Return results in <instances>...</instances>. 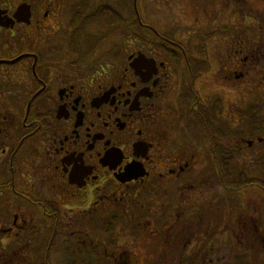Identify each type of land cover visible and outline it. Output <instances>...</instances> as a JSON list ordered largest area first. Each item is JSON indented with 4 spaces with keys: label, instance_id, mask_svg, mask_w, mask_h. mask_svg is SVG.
<instances>
[{
    "label": "flooded vegetation",
    "instance_id": "flooded-vegetation-1",
    "mask_svg": "<svg viewBox=\"0 0 264 264\" xmlns=\"http://www.w3.org/2000/svg\"><path fill=\"white\" fill-rule=\"evenodd\" d=\"M246 163L264 0H0V264H264Z\"/></svg>",
    "mask_w": 264,
    "mask_h": 264
},
{
    "label": "trees",
    "instance_id": "trees-1",
    "mask_svg": "<svg viewBox=\"0 0 264 264\" xmlns=\"http://www.w3.org/2000/svg\"><path fill=\"white\" fill-rule=\"evenodd\" d=\"M122 7H123L122 9L123 14L131 12L130 4L124 3ZM106 21L108 25L116 26V23L119 22L122 24V27L124 28L131 26V20L129 18H123L122 20H118V19H115L114 17H111V18L108 17ZM222 182L226 185L228 184V180L226 179H223ZM247 185H249L250 187H257L264 193V180L263 179H257L254 177H246L243 174H239V176L235 177V188L247 187Z\"/></svg>",
    "mask_w": 264,
    "mask_h": 264
},
{
    "label": "rangeland",
    "instance_id": "rangeland-1",
    "mask_svg": "<svg viewBox=\"0 0 264 264\" xmlns=\"http://www.w3.org/2000/svg\"><path fill=\"white\" fill-rule=\"evenodd\" d=\"M142 20L143 21H146L145 17L143 16L142 17ZM91 33H94L93 31H91ZM120 39V36H110L105 42H103V46H101V49H108L110 47H112L113 45H115V43H117V41ZM94 43H98V40L93 42ZM261 166H264L261 165V164H256V163H253V164H236L235 165V171H245L247 172L250 176H253V177H257L259 178V172H261V177L264 176V168L262 169ZM253 192L255 193V195H257L259 198L261 199H264V194L262 192H260L259 190L257 189H252ZM254 195H252V193L249 194V198H250V203H253L255 202L254 201Z\"/></svg>",
    "mask_w": 264,
    "mask_h": 264
}]
</instances>
